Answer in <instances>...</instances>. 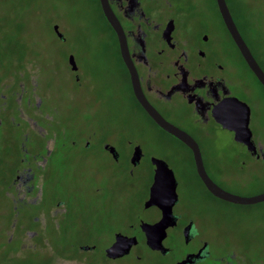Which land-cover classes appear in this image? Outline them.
Masks as SVG:
<instances>
[{"label": "rangeland", "instance_id": "374dc122", "mask_svg": "<svg viewBox=\"0 0 264 264\" xmlns=\"http://www.w3.org/2000/svg\"><path fill=\"white\" fill-rule=\"evenodd\" d=\"M67 52L77 64L78 83L66 64ZM116 69L94 0H0V264L170 262V257L148 251L139 252L140 260L131 255L109 259L101 250L112 230L135 220L151 179L147 154L170 159L179 198L172 211L196 222L197 235L209 241L214 255L229 252L237 264H264V200L238 204L211 198L176 141L150 126L141 133H123L126 99ZM235 70L242 71L238 66ZM91 131L119 149H126L128 139L141 144L145 155L133 177L126 164L113 167L97 149L82 154L77 144L86 139L94 143ZM218 137L223 145L208 150L216 162L215 176L235 194L263 192L264 163L252 160L234 169L237 158L232 154L241 150L230 135ZM22 165L34 173L31 210L12 201L11 180ZM54 202L68 210L63 226L44 232L48 241L15 237L21 228L11 229L14 217L16 224L28 223V216ZM46 216L41 222L53 224ZM142 229L146 236H161L152 222ZM164 239L179 248L178 226L169 228ZM85 243L96 247L77 246ZM66 254L76 258L63 260Z\"/></svg>", "mask_w": 264, "mask_h": 264}, {"label": "flooded vegetation", "instance_id": "af4514ba", "mask_svg": "<svg viewBox=\"0 0 264 264\" xmlns=\"http://www.w3.org/2000/svg\"><path fill=\"white\" fill-rule=\"evenodd\" d=\"M94 1L110 38L111 54L115 60L117 73L121 77L120 92L126 99L124 104L126 111L123 115L128 124L123 127L122 132L141 133L150 126L176 141L182 148L181 152L199 186L211 198L230 202L213 195L206 188L196 171L192 147L161 128L147 113L137 96L141 95L165 120L193 138L205 173L221 188L232 192L215 176L216 162L210 159L211 154L208 153L209 149L223 145L218 137L220 133L230 135L241 150L232 154L237 158L234 169H242L252 160L264 163V85L251 70L234 42L217 0H105L115 18L112 22L103 13L100 0ZM223 2L237 33L264 73V0ZM114 25L118 30H115ZM53 30L60 40H64L56 27L53 26ZM65 58L72 77L78 83L77 64L68 52ZM229 62L234 66L231 69ZM236 66L242 71H236ZM234 130L240 134L248 132V143L235 140ZM88 135L92 136L95 142L90 143L86 139L77 144L82 154L97 149L113 167L118 168L121 164H126L127 173L131 177L135 175L134 172L141 165L145 155L136 139L131 141L128 139L127 147L123 150L108 140L95 137L94 131ZM69 144L75 146V141ZM135 147L138 150L135 153L138 154V158L131 162L130 156ZM150 157L159 158L168 167L171 166L166 155L147 154L150 177H152ZM22 160V157L18 159L19 162ZM173 176L177 202L178 180L174 172ZM32 179L34 173L27 165L15 168L14 179L11 180L12 201L14 204L15 202L24 204L22 210L26 207L31 210V205L36 201L32 196ZM147 195L148 190L146 197ZM14 207L18 212L19 208L16 209V205ZM141 208L142 205L135 215V220L128 222L127 228L112 230L111 238L101 249L106 258L118 259L131 255L135 260H140L139 252L148 251L170 257V262L166 260L167 264H177L176 262L183 259L186 254L199 252L197 255H190L183 264H237L236 260L231 259L233 255L229 252L214 255L209 248V241L197 235L196 222L188 217L183 218L173 211L175 222L164 228L155 225L164 233L161 237L156 236L150 240L161 243L164 249L151 247L146 243L143 224L139 221L138 213ZM66 210H68L66 207L54 202L50 207L38 208V214L28 216L30 222L16 224L14 217L10 226L13 230L15 226L21 228L19 235L15 234L21 242L28 239L46 242L48 239L43 238L44 232H49L53 227L63 226ZM43 214L50 217L53 224L41 222ZM188 223V229L184 230ZM173 226L179 228L181 240L179 248L164 239L167 230ZM118 234L134 236L135 241L121 255L107 256L105 248ZM77 246L80 249H95L96 243ZM74 258L76 256L72 254L63 255V260Z\"/></svg>", "mask_w": 264, "mask_h": 264}, {"label": "water", "instance_id": "95a60500", "mask_svg": "<svg viewBox=\"0 0 264 264\" xmlns=\"http://www.w3.org/2000/svg\"><path fill=\"white\" fill-rule=\"evenodd\" d=\"M218 7L221 11V14L224 17L225 23L229 29V32L234 40V42L239 47L243 57L245 58L247 64L251 68V70L255 73L261 83L264 85V73L258 67L256 62L254 61L253 57L251 56L250 52L248 51L246 45L244 44L243 40L237 33V30L233 24L232 19L229 16L227 8L223 2V0H217ZM101 8L103 13L105 14L106 18L112 22L115 20L112 12L110 11L107 3L105 0H100ZM55 27V26H54ZM115 27V25H114ZM115 30L116 29L115 27ZM138 99L140 100L141 104L147 111V113L151 116V118L163 129L168 131L169 133L173 134L174 136L178 137L182 140L185 144L192 147L195 153V167L196 171L206 186V188L215 196L230 201L232 203L238 204H246V203H253L264 200V191L252 195H239L227 191L216 183H214L205 173L199 153L196 147V143L193 138L187 134L185 131L179 129L175 125L171 124L167 120H165L141 95H138ZM235 140L247 142L248 132L246 134H240L237 130H234L233 135ZM138 150L135 149L130 156V161L133 162L138 158V154H135ZM151 167H152V177L151 182L148 187V195L142 203V208L138 213L139 221L141 224H144L146 221L152 222L154 225L164 228L165 226L172 225L175 222V214L172 212V205H174L177 196L175 193V179L173 176V172L167 164L156 157H150ZM189 227V223L184 226V230H187ZM161 235L164 233L162 230ZM184 232V231H183ZM161 237V236H159ZM147 240L146 243L151 247L161 248L162 250L164 247L159 242L150 241L152 236H146ZM135 241L134 236H124L121 234L115 235L114 240L105 248V254L110 257H115L121 255L125 251H127L128 247ZM199 252L196 253H188L185 255L183 259L177 264L185 263L189 258L190 255H197Z\"/></svg>", "mask_w": 264, "mask_h": 264}]
</instances>
